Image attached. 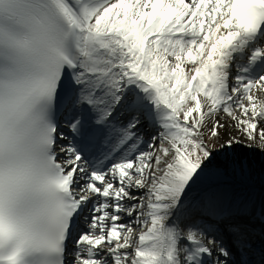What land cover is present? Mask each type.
Masks as SVG:
<instances>
[{
  "label": "snow or ice",
  "instance_id": "6c2138e0",
  "mask_svg": "<svg viewBox=\"0 0 264 264\" xmlns=\"http://www.w3.org/2000/svg\"><path fill=\"white\" fill-rule=\"evenodd\" d=\"M261 40L264 0H0V264H264Z\"/></svg>",
  "mask_w": 264,
  "mask_h": 264
},
{
  "label": "rangeland",
  "instance_id": "374dc122",
  "mask_svg": "<svg viewBox=\"0 0 264 264\" xmlns=\"http://www.w3.org/2000/svg\"><path fill=\"white\" fill-rule=\"evenodd\" d=\"M242 155L250 162H255L259 168L264 171V151H261L257 145H253L251 148H245Z\"/></svg>",
  "mask_w": 264,
  "mask_h": 264
},
{
  "label": "bare ground",
  "instance_id": "6f19581e",
  "mask_svg": "<svg viewBox=\"0 0 264 264\" xmlns=\"http://www.w3.org/2000/svg\"><path fill=\"white\" fill-rule=\"evenodd\" d=\"M218 115L220 116V118L222 120H226L227 119L226 114L219 113Z\"/></svg>",
  "mask_w": 264,
  "mask_h": 264
}]
</instances>
